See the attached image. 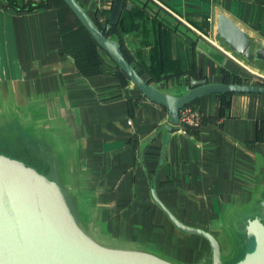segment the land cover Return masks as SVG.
<instances>
[{"label": "crops", "instance_id": "crops-1", "mask_svg": "<svg viewBox=\"0 0 264 264\" xmlns=\"http://www.w3.org/2000/svg\"><path fill=\"white\" fill-rule=\"evenodd\" d=\"M76 1L106 28L113 0ZM125 1L132 6L109 37L146 82L176 96L191 79L264 85V62L231 51L216 32L221 12L264 46V0ZM10 2L0 0V112L35 137L29 153L58 176L86 233L177 264H212L209 241L177 228L154 189L178 221L217 239L224 264L239 259L242 223L264 221V94H204L189 104L199 122L171 131L167 109L63 1Z\"/></svg>", "mask_w": 264, "mask_h": 264}, {"label": "water", "instance_id": "water-1", "mask_svg": "<svg viewBox=\"0 0 264 264\" xmlns=\"http://www.w3.org/2000/svg\"><path fill=\"white\" fill-rule=\"evenodd\" d=\"M97 45L128 76L149 100L168 111L171 131L178 129L179 111L204 94L261 93L263 84L208 83L191 79L182 95L166 93L146 82L126 59L120 43L105 32L118 23L131 1L113 0L103 32L76 0H63ZM216 32L229 49L247 60L264 62V46H252L246 31L224 13H218ZM172 223L180 230L207 239L212 264H224L220 245L209 232L186 226L158 200ZM243 253L230 264H264V221L255 216L242 223ZM0 264H177L152 252L103 245L79 225L58 182L28 162L0 152Z\"/></svg>", "mask_w": 264, "mask_h": 264}, {"label": "rangeland", "instance_id": "rangeland-1", "mask_svg": "<svg viewBox=\"0 0 264 264\" xmlns=\"http://www.w3.org/2000/svg\"><path fill=\"white\" fill-rule=\"evenodd\" d=\"M1 114L2 112H0V152L22 159L33 166H37L40 168L39 170H41L43 165L40 167V165L35 164V160L32 158L33 155L29 153V149L26 147L30 146L33 149L35 148V142L32 139L35 137L27 136L26 130L21 128L17 120L14 121L16 123L5 125L4 118ZM30 152L34 153L35 151L31 150ZM45 162L49 163L50 160L48 159ZM42 169H44V167H42ZM45 174L55 179L58 184L61 185L57 175H53L48 171H46Z\"/></svg>", "mask_w": 264, "mask_h": 264}, {"label": "built area", "instance_id": "built-area-1", "mask_svg": "<svg viewBox=\"0 0 264 264\" xmlns=\"http://www.w3.org/2000/svg\"><path fill=\"white\" fill-rule=\"evenodd\" d=\"M160 6H162L157 0H153ZM164 7V6H162ZM200 120V113L197 109L193 108L189 104L184 106L179 111V124L180 128L183 129L186 125H195Z\"/></svg>", "mask_w": 264, "mask_h": 264}, {"label": "trees", "instance_id": "trees-1", "mask_svg": "<svg viewBox=\"0 0 264 264\" xmlns=\"http://www.w3.org/2000/svg\"><path fill=\"white\" fill-rule=\"evenodd\" d=\"M8 1V3H10V4H13L12 2H10V0H7ZM61 1H63V0H61ZM64 2V1H63ZM65 3V2H64ZM66 4V3H65ZM25 9H29L30 7H24ZM95 24H96V22H94ZM97 25V24H96ZM98 26V25H97ZM116 25H114V26H111L109 29H108V31L107 32H105V30H106V28L105 29H101L103 32H105L106 33V35L109 37V34H110V31L115 27ZM100 28V27H99ZM110 38V37H109ZM120 48H121V45H120ZM121 51H122V49H121ZM123 53V52H122ZM124 54V53H123ZM125 56V55H124ZM136 70V69H135ZM137 71V70H136ZM138 72V71H137ZM138 74H139V72H138ZM224 94V93H223ZM196 101V100H195ZM194 101V102H195ZM194 102H192V103H190L191 105H193L194 104Z\"/></svg>", "mask_w": 264, "mask_h": 264}]
</instances>
